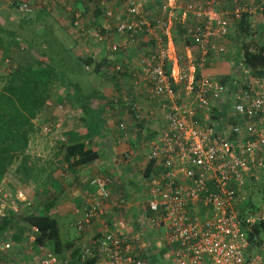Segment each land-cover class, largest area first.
<instances>
[{
  "label": "built area",
  "instance_id": "1",
  "mask_svg": "<svg viewBox=\"0 0 264 264\" xmlns=\"http://www.w3.org/2000/svg\"><path fill=\"white\" fill-rule=\"evenodd\" d=\"M17 1L21 17L41 10L71 24L73 33H86V14L72 7L71 0ZM112 1L120 4V15L114 13ZM97 2L106 19L117 17L114 33L126 40L123 49L146 45L147 53L135 49L140 69L137 88L146 101L160 104L166 120V126L146 143V166L152 164V170L144 186L146 201L138 211L140 227L133 231L130 220L115 219L114 212L123 208L112 196L113 180L97 177L89 182L80 216L72 224L81 239L76 245L78 258H72L74 251L59 258L38 249L28 262L29 256L19 262L264 264V240L253 235V226L264 223V79L248 78L241 70L232 95L233 115L240 121L223 129L212 121L218 101H224L223 88L203 74L213 62L230 55L228 36L243 15H263L264 0L183 1L178 22L185 27L183 40L190 39L195 52L174 43L179 0H167L156 13L147 11L146 0ZM92 37L113 54L121 49L109 27L94 28ZM129 107L136 123L144 121V107L136 103ZM148 113L155 118L152 110ZM118 128L125 130L124 124ZM62 130L60 123L42 129L46 135ZM248 191L251 199L257 193L260 206L246 200ZM15 200L27 202L24 195ZM10 212L18 213V207L11 195L0 190V221ZM36 234V228L26 230L27 246L34 245ZM11 238L0 241V255L16 254Z\"/></svg>",
  "mask_w": 264,
  "mask_h": 264
},
{
  "label": "trees",
  "instance_id": "2",
  "mask_svg": "<svg viewBox=\"0 0 264 264\" xmlns=\"http://www.w3.org/2000/svg\"><path fill=\"white\" fill-rule=\"evenodd\" d=\"M93 1L98 4L97 0ZM146 1L147 11L153 13L162 9L167 3V0ZM182 1L188 2L189 0ZM18 3L19 2L16 1L10 9L14 10L17 8ZM91 3H89V1L87 3L83 2L84 6L87 5V8L88 4ZM81 10L84 14H87L86 12L88 10L86 8V11L84 9ZM102 14L104 15V11L96 7V16ZM262 14L263 15L242 16L240 22L231 28L228 36L230 55L220 59L223 61L222 63L225 61L232 66V72L229 75L217 77V79H215L219 86L223 88L222 94L225 98L222 102L221 100L218 101V106L214 111L212 121L223 129L240 121L233 115L232 95L237 90V85L240 82V76H242L240 75L241 70L248 74V78L254 80L264 79V11ZM3 16H6V12H4ZM11 16L13 15L11 14ZM179 19L180 16L177 15L173 30L174 43L177 48L188 47L195 52L197 48L194 43L190 39L183 40L182 38L185 35V27L183 28V25L178 22ZM189 19L192 21V18ZM68 25L71 27V24L68 23ZM31 26L30 29L35 27V25L32 24ZM30 29L28 32L34 34L33 29L32 31ZM3 31V27H0V51L5 53V57H7V51H5L7 47L6 43L9 41L11 42L10 45L22 47V50L28 51L35 62L33 65L26 68L16 66L9 72H3V74L0 75V190L2 194L11 192L12 201L15 202L18 207V213L10 212L5 219L0 221V241L12 235L11 241L16 245L14 248L16 256L13 253L12 255L11 253L1 254L0 264H7L8 261L14 262L13 264H21V262H19L20 259L24 257L25 260V258L29 256L26 261L28 262L34 251L38 249L47 250L59 258L64 256L68 251H74L72 258L76 259L80 255V249L76 245L80 243L81 239L76 237L73 241L62 242L60 227L54 216L57 200L53 199V197L51 198L49 195L46 196V192L44 193L42 187L46 182H36L31 178V174L35 175L40 172V170L45 173L46 169L42 166L39 167L37 161H31L32 163H30V158L26 153L31 137L34 132L37 131L36 127H38V130L40 129L42 134H44L42 131L44 127L54 129L58 121L55 119V115L53 117L50 115L53 113L55 114L56 111H58L60 115L66 112L68 103L65 98L67 96L72 99L69 106L73 111V115L75 117L79 115L82 122L86 120L85 117H91L90 122L95 124H103L101 118L103 109L99 107L95 108V106L93 107V102L94 100L103 101L105 98L102 97L100 92H95L94 94L85 93L82 88L84 84L71 81L69 75L67 76L65 74L66 71L70 70L58 65L57 57L49 54L50 57L45 58L41 53H38L34 45L29 42L31 40L29 37L25 36V39L21 40L16 33L12 32L7 34L6 31H4L5 33H3ZM101 31L103 34L105 33L103 29H101ZM43 33L44 35L40 39L43 40L50 49L54 48L56 41L47 39V37H49L47 29H44L42 34ZM79 35H82V33H73L71 28L69 32H67V39H69V43L72 44V46L67 44L70 48L67 52L68 59H74L76 64H78L83 71L87 72L88 70V74L91 76H98L104 73L102 74L103 80H106V78L110 76L112 80H115V85H117L116 90L119 92L118 77L121 76V73L114 69V66L111 65V61L106 57L102 60H97L88 55V47L84 43L86 41H82V39L79 40ZM2 36H5V38ZM95 41L97 42V40ZM97 43L100 44L99 42ZM62 44L66 43L62 42ZM139 46L140 44L137 45V47ZM71 48L73 49L71 50ZM143 48L146 49V45H144ZM120 52L121 51L114 53V55L120 54ZM143 53H147V51L145 50ZM5 57L4 59H6ZM65 59L67 58L65 57ZM3 62L0 63L1 67L3 66ZM58 90L63 91L67 96L61 95ZM125 104L126 103L123 101H117L116 103L108 102L106 106L112 109L115 106L121 107V105ZM122 109H124V107ZM74 133L75 134L69 136L68 139L66 138L64 141H58L56 144V153L62 155L63 164L71 169L96 163L100 159L99 151L88 146L93 142L94 137L86 135L80 136L78 133ZM86 142H88V145ZM57 164L63 166L62 170L64 172L66 171V167L61 161H58ZM35 165L37 166L35 167ZM53 170L55 171V168ZM151 170L152 164H148L143 174L144 179L150 178ZM9 178L18 182V188L23 192L27 200L26 203H19L15 200V189L6 183ZM31 185L35 186V190L31 191L29 189ZM10 187L11 189H9ZM40 189H42V191H40ZM42 199L46 200L43 201L45 203L40 206L38 202ZM122 216L121 212L115 219H121ZM30 228H36L37 234L35 235L34 245L27 246V242L23 239V236L26 230ZM262 234H264V223L254 225L253 235L262 240ZM253 235H249L248 237V241L251 245H253ZM165 252L166 251L162 250L160 255H165ZM9 257H11V259L14 258V260L9 259ZM80 264H95V260L89 259Z\"/></svg>",
  "mask_w": 264,
  "mask_h": 264
},
{
  "label": "crops",
  "instance_id": "3",
  "mask_svg": "<svg viewBox=\"0 0 264 264\" xmlns=\"http://www.w3.org/2000/svg\"><path fill=\"white\" fill-rule=\"evenodd\" d=\"M16 1L17 0H0V13L4 14V12H6L5 17L1 14L2 16L0 17V27H3V30L6 31L7 34L12 32L16 33V35H18L21 40L25 39L24 35H26L29 29L32 27L31 24H41V26L45 25L43 26L44 29H47V27H49L47 29L48 36H52V39L56 41V44L54 45V48L50 49V47H48V45L44 42L42 48L46 49L48 47L49 52L57 57L58 65H60L62 68L72 71L71 74L73 76L76 75V73L73 72L80 73V75L82 74L81 76H84L86 83H90L92 86L94 82H97V88L100 87V90L96 89L91 92L87 90V93L94 94L95 92H100L102 94V97L105 98V100L103 101L94 100L93 102V107L95 106V108L99 107L103 109V113L101 115L103 124L91 123V117H85L86 120L82 122L79 115L76 117L73 115V111L69 106L72 102L71 97H68L63 93V91L58 90L61 95L67 96L65 100L68 103L69 109L67 108L66 112H69V110L72 111L70 118L71 120H73V122L72 124H68L69 128L67 130H65V127L63 125V130L61 133H57V138H61L64 141L66 140V138L68 139L69 136L74 135V132L78 133L80 136H93V142L89 145L88 142H86V144L99 151L100 159L96 163L80 168L70 169L66 167L65 164H63V157L62 155L56 153V147L52 146V149L54 150H51V148L49 147L48 138L50 135L44 136L41 133L40 129L38 130V127H36L37 131H35L33 136L31 137L26 153L30 158V163H32L31 161H37L39 167H44L46 169V172L44 174L51 175L52 179L60 185V190L62 191L59 192V195L56 194L54 196L52 194L50 196L51 198L53 197V199L57 200L55 207L56 211L54 210L55 213H68V215H72L73 224L75 220L80 216L83 204V196L84 193L89 190L88 184L91 179L97 177L100 178L102 176H109L113 180L112 196L114 199L119 200V202L121 203V207L125 211L124 212L123 209L115 211L114 217H117V215L121 214L122 212L123 219L130 220L132 222L131 230H138L140 227V223L138 224L137 222L139 214L138 211L141 210L142 207L139 205L140 200L138 198L137 189L131 192L128 189V186L130 188H134V186L136 187V185L140 183L141 185H143V187L146 186V179L143 178V174L146 168V143L166 126V120L164 117L162 118V113L159 108L160 104L158 102L146 101L145 95L140 93L137 88V80H139L138 73L140 69L138 67V63H136L137 50L135 49L139 48V50L142 49L141 51L144 52V45L140 44V46L137 48L136 46H126L127 49L122 48L125 45L126 40L123 37L115 35L114 33V26L117 22V13H119L118 15H120L121 13V6L119 3L115 2L114 5H112V9L116 14L115 20H108L103 14L96 16V7L99 6L93 0L70 1V5L72 7L84 10L86 8L88 10L86 12L87 18L84 21V26L87 30L86 33L78 36L79 40L82 39V41H86L84 43L88 47V55L94 57L97 60H102L106 57L111 61V65L114 66V69L121 73V76L118 77V87L120 88V91L118 92L116 90L117 85H115V80H112L110 76L107 77L106 80H103L102 78V74L104 73L98 76H91L88 74V70L87 72L83 71L82 68L78 64H76L74 59H68L67 52L70 50V48L68 47L67 43H69V41L63 39L64 42L66 41V44H62V41L58 39L61 38L59 36V30H61L64 34H66L65 32H69L70 28L67 22L52 18L47 13L41 10L35 11V13L30 17H21L20 15L18 16L16 8L14 9V11L16 12L18 18H14L7 10L13 7ZM88 1L89 3H92L88 4L87 8V5L84 6L83 2L87 3ZM106 27H109V29H111V33L114 36V42L121 46L120 54H111L110 50L105 45H102L101 43L98 44L92 37L94 28L97 29ZM4 31L3 33H5ZM41 32H43V29L41 30ZM2 37L5 38V36ZM10 43L11 42L9 41H7L6 43L7 47L5 51H7V57H5V53H2L0 51V63L4 61L3 66H0V75L3 74V72H9L16 66L26 68L33 65V63L35 62L28 51L22 50V47H16L15 45L12 46L10 45ZM64 46H66L67 48ZM72 49L73 48H71V50ZM4 57L6 59H4ZM65 57L68 60L65 59ZM93 77L98 78V80L94 79ZM73 82H78L79 84L82 83L85 87L83 78L82 81L73 80ZM117 101H123L126 104L121 105V107L115 106L112 109L106 106V103L108 102L116 103ZM131 103L140 104L142 107H144L146 113L144 114V121H142L141 123H136L134 121V118L130 113L129 106ZM123 107L124 109H122ZM149 109L153 111L155 118H149ZM64 114L65 112L61 115L59 114V118L63 117ZM54 115L56 116L55 119L58 121V111L50 116L53 117ZM76 119L80 121V124L75 121ZM120 124H124V131L119 130L118 127ZM33 151L35 153L31 156L30 153H32ZM41 152L42 154H46V152H53V154H46L47 156H41ZM58 161H61L62 164L66 167L65 172L62 170L63 166L57 164ZM50 166L52 168L51 170L48 169ZM54 168L55 171L53 170ZM43 178V181L48 183V178L44 176ZM6 183H8L15 189L14 196L19 193L23 195V192H21V190L18 188L17 181L9 178ZM11 187L9 189H11ZM29 189L33 191L35 190V186L31 185ZM73 200H80L79 208L73 207V205L70 203L73 202ZM63 205L69 206L70 209L65 210V207H62ZM127 207L132 209L128 211L126 209ZM62 208L64 210V213L62 212ZM95 227H98V225L95 224Z\"/></svg>",
  "mask_w": 264,
  "mask_h": 264
},
{
  "label": "rangeland",
  "instance_id": "4",
  "mask_svg": "<svg viewBox=\"0 0 264 264\" xmlns=\"http://www.w3.org/2000/svg\"><path fill=\"white\" fill-rule=\"evenodd\" d=\"M113 2V1H112ZM113 3H115V1L113 2ZM183 6V1L182 0H179V5H177V11H176V14L178 15V16H180V20H181V13H182V11L180 10L181 9V7ZM10 12L9 13H11L12 15H13V17H15V18H17L18 16H17V14H16V12L13 10V9H10L9 10ZM3 15V13H0V17ZM8 15V14H7ZM43 26H45V25H43ZM43 26H41V24H36L35 25V27H33L32 29H33V33L35 34H31V32H28L26 35H24V37L26 36V37H29L31 40L29 41L30 43H32L33 45H34V47L36 48V50H37V52L38 53H41V55H43V56H45V58H49L50 57V55L49 54H51L49 51H48V47L46 48V49H43L42 48V46H43V44H44V42H43V40H41L40 38H42V36L44 35V33L42 34V32H41V30L43 29L44 30V27ZM46 27H47V25H46ZM49 27H47V29H48ZM70 28V27H69ZM32 29H30L31 31H32ZM65 32V31H64ZM174 32V31H173ZM66 34H64L61 30H59V36L61 37V38H58L60 41H62V42H64L63 41V39H65V40H67V41H70V40H68L67 39V32H65ZM37 35V36H36ZM56 35V34H55ZM47 39H49V40H51L52 39V36H50V37H47ZM47 41V40H46ZM66 42V41H65ZM69 46H71L70 44L71 43H67ZM181 51L183 52V49H181ZM36 52V51H35ZM223 61H216V62H213V65H211V66H209V67H207V68H209V70H204L203 71V74L204 75H208L209 77H211L212 79H217V77H221V76H225V75H229L231 72H232V66L230 65V64H227L225 61H224V63H222ZM72 71H66V75L68 76L69 75V77H70V79H71V81H78V80H80V81H82V78H83V80H84V82L83 83H85V87H84V85H82V88L84 89V92L85 93H87V90L89 91V92H91V91H94V90H100V87L99 88H97V82H94L93 83V86L90 84V83H86V81H85V79H84V76H81L80 75V73H77V72H73V73H76V75L75 76H73V75H71L70 73H71ZM84 74V73H83ZM94 79H96V80H98V78H95V77H93ZM95 80V81H96ZM118 98V97H117ZM69 109V108H68ZM71 114H72V111L71 110H69V112H65V114H64V116L63 117H61V118H59V114H58V123H60V125H64V127H65V130H67L69 127H68V124H72V122H73V120H71ZM67 118H70V119H67ZM77 123H79L80 124V121L78 120V119H76L75 120ZM66 125V126H65ZM43 128V127H42ZM44 133V132H43ZM44 135V134H43ZM51 137H50V136ZM48 136H49V138H48V140H49V147L51 148V150H54V149H52V146L53 147H56V144H57V142H58V138H57V135L54 133V131H53V133H51V134H49ZM44 136H46V134L44 135ZM47 136V137H48ZM49 152V151H48ZM48 152H46V154L47 155H52L53 154V152H50V153H48ZM34 151L32 152V153H30L31 154V156L32 155H34ZM40 154V153H39ZM41 154H42V152H41ZM40 154V155H41ZM46 154H42L41 156H47ZM39 155V156H40ZM38 156V157H39ZM37 165H35V167H36ZM37 169V168H36ZM49 170H51L52 168H51V166L48 168ZM48 169H47V171H48ZM32 171H33V169H32ZM38 171V170H37ZM46 172V171H45ZM39 174V175H38ZM43 176L44 177H47L48 178V183H44L45 185H43V191H44V193L46 192V196H51L52 194L55 196L56 194H58L59 195V192H62L61 190H60V185L58 184V183H56L55 181H53L52 179H51V176L50 175H48V174H44L43 173V171L42 170H40V172H38V173H36L35 175H32L31 174V178H32V180H35L36 182H40V181H43L44 180V178H43ZM14 184V183H13ZM15 185H17V184H15ZM125 186V185H124ZM117 187V186H116ZM44 188H46V189H44ZM118 188V187H117ZM128 189L131 191V192H133V190H135V189H137V193H138V198H139V200H140V203H139V205L143 208V206L141 205V204H143L145 201H146V192H145V189H144V187H143V185H141V183L140 184H137L136 185V187L134 186V188L133 187H129L128 186ZM40 191H42V189H40ZM262 191H263V188H261L260 189V192L262 193ZM116 192V191H115ZM247 193V198H246V200L248 201V202H254L256 205H258V206H260L261 204H262V202H260V197L257 195V193H254L255 195H254V198L253 199H251V192H246ZM9 195H11L10 194V192L8 193ZM20 195H22L21 193H19V194H17L16 196H18V198H19V196ZM15 196V197H16ZM46 199H42L41 201L39 200V205L41 206V205H43L45 202H43V201H45ZM7 202V201H6ZM80 200H78V201H74L73 200V202H70L72 205H73V207H75V208H79V205H80ZM125 204V203H124ZM124 206H126V205H124ZM62 207H65L64 209L65 210H69L70 209V207L69 206H67V205H63ZM128 211L130 210V209H132V208H126ZM126 210V211H127ZM56 211V210H55ZM54 211V212H55ZM123 211H124V209H123ZM62 212L64 213V210H63V208H62ZM68 212V211H67ZM125 212V211H124ZM67 214V215H66ZM66 214H62V213H60V214H56L55 213V218L57 219V222H58V224H59V227H60V237H61V240H62V242H68V241H73L74 240V238H76V232H75V230L72 228V222H73V216L72 215H68V213H66ZM261 238L264 240V234H262L261 235Z\"/></svg>",
  "mask_w": 264,
  "mask_h": 264
}]
</instances>
